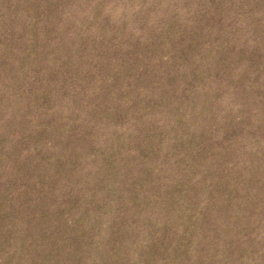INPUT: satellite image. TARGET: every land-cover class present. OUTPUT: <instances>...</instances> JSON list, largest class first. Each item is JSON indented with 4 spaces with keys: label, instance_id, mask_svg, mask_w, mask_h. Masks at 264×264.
I'll list each match as a JSON object with an SVG mask.
<instances>
[{
    "label": "rangeland",
    "instance_id": "obj_1",
    "mask_svg": "<svg viewBox=\"0 0 264 264\" xmlns=\"http://www.w3.org/2000/svg\"><path fill=\"white\" fill-rule=\"evenodd\" d=\"M0 264H264V0H0Z\"/></svg>",
    "mask_w": 264,
    "mask_h": 264
}]
</instances>
